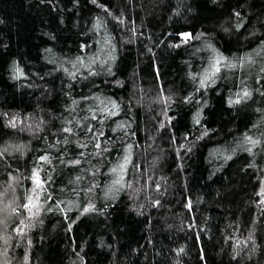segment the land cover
Listing matches in <instances>:
<instances>
[{
    "label": "trees",
    "instance_id": "obj_1",
    "mask_svg": "<svg viewBox=\"0 0 264 264\" xmlns=\"http://www.w3.org/2000/svg\"><path fill=\"white\" fill-rule=\"evenodd\" d=\"M263 181L264 0H0V264H264Z\"/></svg>",
    "mask_w": 264,
    "mask_h": 264
},
{
    "label": "snow or ice",
    "instance_id": "obj_2",
    "mask_svg": "<svg viewBox=\"0 0 264 264\" xmlns=\"http://www.w3.org/2000/svg\"><path fill=\"white\" fill-rule=\"evenodd\" d=\"M39 186V185H38ZM28 205H25V207H27ZM86 211H87V209H86Z\"/></svg>",
    "mask_w": 264,
    "mask_h": 264
},
{
    "label": "rangeland",
    "instance_id": "obj_3",
    "mask_svg": "<svg viewBox=\"0 0 264 264\" xmlns=\"http://www.w3.org/2000/svg\"><path fill=\"white\" fill-rule=\"evenodd\" d=\"M263 183H264V181H263ZM263 189H264V185H263Z\"/></svg>",
    "mask_w": 264,
    "mask_h": 264
}]
</instances>
